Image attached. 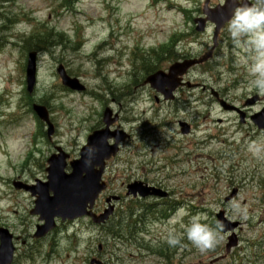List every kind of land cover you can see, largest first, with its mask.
Wrapping results in <instances>:
<instances>
[{
    "label": "rangeland",
    "instance_id": "1",
    "mask_svg": "<svg viewBox=\"0 0 264 264\" xmlns=\"http://www.w3.org/2000/svg\"><path fill=\"white\" fill-rule=\"evenodd\" d=\"M167 1L192 10L194 19L200 16L198 12L205 0ZM222 2L210 0V5ZM57 4V0H0V25L6 26L0 31V89L4 91L0 95V179L4 181L0 182V199H6L0 203V209L13 204L19 206L17 212L4 220L11 232L31 235L39 224L28 214L33 199L13 190L11 183L44 182L46 159L54 152V146H60L74 160L87 135L101 125L105 104L89 95L73 97L70 104L67 99L70 95L61 91L55 75L61 63L87 90L99 92L98 87L105 90L104 100L110 102L113 112L119 111L118 126L131 139L123 144L107 174L111 194L123 200L115 206L113 224L118 237L114 239L100 229L87 232L80 223L76 248L68 246L61 233L56 238L58 247L53 244L54 235L45 239L56 251L48 264H89L90 257L104 264H264V132H258L251 123L240 126L234 114L219 108L209 91V88L222 90L226 95L223 100L236 108H242L257 93L261 100L247 106V110L242 109L251 114L261 111L264 94L252 84L254 77L247 68L251 59L243 57L251 51L235 47L226 26L218 37L215 59L201 66L202 70L198 68L199 72L189 73L187 79L194 87L183 88L177 99L156 106L147 89L134 85L133 70L137 68H132L131 59L138 53L136 48H156L174 31L184 30L190 35L193 24H188L177 8L166 7L163 1L152 7L148 0H76L69 11L59 10ZM61 32L65 39L56 36ZM37 34L48 37L39 43L45 51L37 57V94L34 95L52 96L49 105L53 109L51 122L55 133L51 142L41 134L39 143L33 147L31 135L38 130V124L28 108L18 102L25 104L20 101L22 67L27 55L24 41ZM78 35L83 44L79 50L72 51ZM187 39L178 46L172 59L161 65L162 70L172 60L195 57L209 49L212 30ZM228 45L236 50L233 52L236 61L232 64L225 50ZM47 46L52 47L50 51ZM199 83L206 85L207 90L202 91ZM123 93L130 94L120 97ZM131 96L136 97L133 103ZM58 103H62L63 109H58ZM15 119L17 123L13 124ZM178 121L191 125L190 137L178 134ZM251 144L261 148L259 155L249 150ZM29 149L36 152L32 151V157L23 164ZM221 155H225L224 160ZM132 181L159 187L170 193V201L182 203L179 201L183 200L196 210L191 214L186 208L191 209L192 205L185 204L168 221L147 215L145 224H134L132 218H127L130 210L142 212L147 206H157L155 209L162 212L163 207L162 201L155 199H127L121 185ZM233 189H237V195L224 203ZM220 211L228 220L241 224V230L235 232L238 245L231 253L225 255L227 236L220 232L223 239L212 250L202 253L185 238L183 246L173 251L170 258L167 256L165 238L169 231L183 234L182 225L188 224L194 215L205 217L201 222L214 227V214ZM119 236L121 240H117ZM98 245H102V250H97ZM46 250H40L38 261L46 255ZM158 253H162L160 257ZM15 259H19L18 253Z\"/></svg>",
    "mask_w": 264,
    "mask_h": 264
},
{
    "label": "water",
    "instance_id": "2",
    "mask_svg": "<svg viewBox=\"0 0 264 264\" xmlns=\"http://www.w3.org/2000/svg\"><path fill=\"white\" fill-rule=\"evenodd\" d=\"M207 2L203 13L207 16L206 20L213 22L216 25L214 37H216L220 28L224 26L225 23L229 20L232 15V10L235 5L232 3H227L224 7H218L215 10L206 9ZM206 20H197L198 27L196 30L198 32L203 31ZM211 56V53L206 54L198 61L186 62L184 65H178L170 69V74L174 72L177 68H187L193 66L197 63H202L206 61ZM35 54L29 56L28 65L26 69L27 75V85L28 91L32 90V87L35 83ZM58 74L62 80L63 85L71 89L80 90L81 87L76 81L69 80L63 69L59 67ZM147 82L151 87L163 94H169L165 91V88L171 89L174 88L172 80L168 81V76L161 74H156L150 77ZM38 116L47 121V114L43 108H35ZM110 113L106 112L104 117V123L106 124V129L103 131L95 132L93 135L88 137L87 146L82 149L80 153V160L70 163L71 174L66 175L64 169L66 167L65 160L66 156L60 154L59 156H52L48 161L49 169L48 173V183L45 185L46 192H52L53 197H46V192H43L42 195L39 194V200L36 203L38 213L41 215V219L45 223L52 222L54 217H60L61 219L69 218L73 219L79 217L83 214V210L86 207L87 203L91 204L90 200H94L100 190H103L104 187L99 185L100 182V172L96 174L94 167L102 168L104 161L109 159L111 156L115 155L117 149L116 145L110 147L107 144L109 138H115L116 143H118L122 138H117L113 133L108 132V127L114 121L109 120ZM252 121L259 129L264 128V113L252 117ZM52 134V127H49L48 135ZM120 137V136H119ZM92 146L101 147L102 150L95 154L94 159L91 162V165H86L85 160L87 159L86 150ZM85 173V177L82 175ZM129 192L132 195L137 193L141 197H147L149 195H159L157 192H150L151 189H146L140 184H134L128 187ZM33 192L35 189L32 190ZM219 224L222 226L223 230H231L236 227V224L230 225L224 219L223 215L219 214L217 216ZM0 264H9L12 247L10 243V237L6 231L0 230ZM236 246V239L232 237L229 239V244L227 245V250L231 247Z\"/></svg>",
    "mask_w": 264,
    "mask_h": 264
},
{
    "label": "clouds",
    "instance_id": "3",
    "mask_svg": "<svg viewBox=\"0 0 264 264\" xmlns=\"http://www.w3.org/2000/svg\"><path fill=\"white\" fill-rule=\"evenodd\" d=\"M232 15L227 21V31L235 47H245L251 51V63L247 65L249 74L254 77L252 81L256 90L264 94V0H233ZM102 150L101 147L92 146L86 150V165H91L95 154ZM253 155H259L261 148L256 144L249 145ZM205 219L200 215L190 218L184 228L183 234L177 235L169 231L166 243L170 247L182 245L186 240L200 252L214 249L223 239L220 232L222 226L214 227L201 221Z\"/></svg>",
    "mask_w": 264,
    "mask_h": 264
},
{
    "label": "flooded vegetation",
    "instance_id": "4",
    "mask_svg": "<svg viewBox=\"0 0 264 264\" xmlns=\"http://www.w3.org/2000/svg\"><path fill=\"white\" fill-rule=\"evenodd\" d=\"M233 52H234V51H231L230 49L228 50V56H229V58H230V60L228 61L229 64H232L234 61H236V59H235L236 54H233ZM202 90H204V89H202ZM213 94H215V93H213ZM218 94H219V95H218ZM218 94H217L218 97L221 98V99H222V98L224 99V98L226 97V95L223 93L222 90H221V91L219 90V91H218ZM252 96H253V94H252ZM139 220H140V218L137 219V222H138ZM137 222H136V223H137Z\"/></svg>",
    "mask_w": 264,
    "mask_h": 264
},
{
    "label": "trees",
    "instance_id": "5",
    "mask_svg": "<svg viewBox=\"0 0 264 264\" xmlns=\"http://www.w3.org/2000/svg\"><path fill=\"white\" fill-rule=\"evenodd\" d=\"M62 1L66 2L67 0H62Z\"/></svg>",
    "mask_w": 264,
    "mask_h": 264
}]
</instances>
